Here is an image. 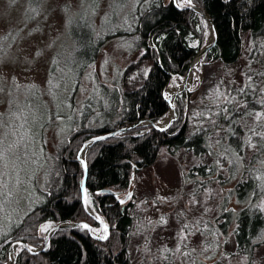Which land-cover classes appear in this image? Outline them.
I'll return each mask as SVG.
<instances>
[{
  "label": "trees",
  "instance_id": "16d2710c",
  "mask_svg": "<svg viewBox=\"0 0 264 264\" xmlns=\"http://www.w3.org/2000/svg\"><path fill=\"white\" fill-rule=\"evenodd\" d=\"M123 1L113 3L111 12L101 21L97 31L94 19L100 0H79V10L68 17L65 29L70 41L67 49L63 47L67 52L56 53L49 70L50 90L33 88L27 94V103L33 107L30 115H25L28 120L23 124L29 130L26 144L14 163H0V171L3 169L11 176L21 167L20 159L32 162L27 177L31 188L24 194L25 185L18 184L21 191L16 193L14 182L8 187L5 179L0 178V221H3L0 264L8 260L13 241L40 246L41 224L86 220L91 226L98 225L81 202L83 169L77 160L80 147L94 136L127 128L142 120L158 122L166 116L170 108L164 90L173 77L185 75L201 48L192 47L189 40L197 38L199 45L204 43L205 29L200 14L178 7L172 0H135L130 11L133 23L121 29L115 9L123 7ZM193 2L211 18L217 33L216 44L204 55L203 64L227 66L238 62L243 54L244 32H249L252 41L261 38L264 46V0ZM28 7V14L37 13L38 0H29ZM44 11L36 19L35 27L40 26L41 18L48 23L55 9ZM113 36L124 42L129 53L143 50L141 59L151 61L142 84L135 89H125L124 71L117 69L108 83L94 80L81 108L74 112L72 94L76 86L96 62L104 43ZM236 91L235 99L223 103L217 117L223 131L215 145L216 154L211 148L208 127L190 131L187 118L190 94L186 92L174 99L176 118L165 131L146 124L124 129L88 147L85 188L94 211L109 227L107 239L96 240L79 227L57 229L44 251L31 254L22 249L15 264H131L128 245L134 222L133 205L130 202L121 204L111 194L98 192L103 189L126 191L133 182L131 174L152 166L162 147L172 154L185 149L197 158L208 153L221 157L227 173L223 184H235L220 206V221L215 227L207 224L205 235L211 236L218 231L226 236L230 231L242 264H253L255 250L264 243V211L261 210L264 209V179L261 178L264 177V139L254 134L264 133V117L249 131V138L252 133L255 135L251 139L256 142V150L247 161L240 120L261 109L264 114V100L258 103L262 94L250 85ZM18 112L22 115L21 109ZM57 118L62 120V137L55 152L48 154L44 135ZM215 174L217 179L223 177L218 164H199L184 174V180ZM231 200L236 209L230 206Z\"/></svg>",
  "mask_w": 264,
  "mask_h": 264
},
{
  "label": "rangeland",
  "instance_id": "374dc122",
  "mask_svg": "<svg viewBox=\"0 0 264 264\" xmlns=\"http://www.w3.org/2000/svg\"><path fill=\"white\" fill-rule=\"evenodd\" d=\"M117 1L100 0L94 19L97 31L101 21L108 17L113 3ZM27 2L29 3V0H0V113L2 112L0 150L6 153L7 160L4 162L10 164L20 156L29 134V130L23 125L28 120L25 115H30L29 112L33 107L32 104L27 103V94L33 88L50 90L49 70L54 55L61 51V53L67 52L64 48L67 49L70 44L65 33L68 17L79 10V0H38L39 11L37 9L35 14L30 12V15ZM134 2L135 0H124V6L115 9L121 29L126 26L125 24L133 23L134 16L130 15V11L132 12ZM175 3L179 7L196 6L193 0L190 4L185 3V0H175ZM53 9L55 14L51 15L48 23L41 18L42 21L38 23L41 29L35 27L34 23L40 13L44 10L46 13L51 12ZM202 23L205 29L204 43L199 45L197 38H191L189 44L194 48L203 47L211 36L206 22L203 20ZM242 42L243 54L238 62L225 66L218 63L203 64L201 60L196 64L188 80L187 90L181 93L190 94L187 112L190 131L208 127L211 130L210 143L214 154L217 152L216 142L220 140L223 131L222 125L217 120L221 113V105L229 99H235L237 88L248 85L252 89H258L262 94L258 103L262 104L261 101L264 100V91H261L264 89V78L259 74L264 70L262 39L252 41L249 32H244ZM142 54L143 50L129 53L128 47L124 46L120 38L113 36L108 39L102 46L96 62L85 72L72 94L74 112L81 108L82 102L92 89L94 80L108 83L117 69L124 71L125 89L138 88L151 66V61L141 59ZM183 79L184 75L173 77L164 90V97H170L168 90L182 85ZM19 109L22 115H19ZM257 113H263V110ZM169 117L170 112L158 123H164ZM245 117L240 120L243 127V135L240 136L246 141L244 152L247 161L256 150V142L251 139L256 134L252 133L249 138V131L254 130L255 124L262 118L257 120L256 113ZM62 132V120L58 118L49 129H46L44 148L48 154L55 152ZM19 162L21 167H18V171L13 172L11 176L3 169L0 173L3 174L2 178L5 179L4 183L8 187L12 182L15 183L13 191L16 193L21 191V186L18 184L25 185L22 186L25 194L31 188L27 177L33 165L32 162H24V159H20ZM211 163L218 164L219 171L223 174L222 178L217 179L215 174L208 178L193 177L184 180V174L192 167ZM223 163L221 157L209 153L197 158L185 149L172 154L169 149L162 147L152 166L133 175V182L129 186L133 195L127 201L133 205L131 215L134 217L128 245L131 264H198L199 261L202 264H242V257L235 249L230 231L226 236L218 231L211 236L205 235L207 224L210 223L215 227L220 221V206L229 189L235 184V182L223 184L222 181L227 178L226 164ZM126 192L127 190L123 191L121 196L123 197ZM87 199L92 213L102 220L94 211L88 194ZM230 206L236 209L232 200ZM76 222H86V220ZM2 223L1 220L0 226ZM59 224L47 222L39 226V229L42 225L51 226L46 232L42 233L39 230L40 237L43 238L42 242L50 229ZM92 231L99 235L103 234V228L99 224L92 226ZM14 242L20 241L16 240L12 243ZM28 246L32 249L40 247ZM22 249L20 246L14 247L15 260ZM3 264H8V260ZM253 264H264V243L255 250Z\"/></svg>",
  "mask_w": 264,
  "mask_h": 264
},
{
  "label": "water",
  "instance_id": "95a60500",
  "mask_svg": "<svg viewBox=\"0 0 264 264\" xmlns=\"http://www.w3.org/2000/svg\"><path fill=\"white\" fill-rule=\"evenodd\" d=\"M172 1L176 5L175 0H172ZM186 8L192 9V10H194L197 13L200 14L202 19L208 25L209 30H210L211 35H212V38L203 47H201L199 49V51L196 53V55L191 60V62L189 64V67H188V70H187V72L184 75V79H183V83L181 85V88L176 93H174L171 97L166 98V101L168 102L169 108H170V117L164 123H161V124L158 123V122H153V121H150V120L147 119V120H142L140 122H136L133 125L127 127V128L118 129V130H115V131H111V132H107V133H103V134L94 136L91 139H89L86 142H84L83 145L81 146L80 150L83 148L84 151L83 152H81L80 150L78 151V153H77V160L78 161H79V158H83L84 159L85 152H86L88 147H90L94 143L102 141V140H95L96 137L103 136V137H105V139H108L110 137L115 136L116 134H118L119 132H121L124 129L135 128V127L143 126V125H146V124L150 125L153 129H156V130H160L161 128L167 129L172 124V122L175 120L176 112H175V109H174V106H173V100L175 99L176 96L181 94L183 91L187 90L188 78H189V74H190L192 68L195 66V64L199 63L203 59L204 55L211 48H213L215 46L216 40H217L216 29L214 27V24H213L211 18L206 13H204L199 7L186 6ZM105 139H103V140H105ZM92 141H94V142H92ZM81 166H82V169H83V178H82V181H81V183L83 182V188L80 187V190H81V202H82L83 208L103 228V225L106 224V223L103 222V224H101L100 221H102V220H97L96 219V217H98V216H96L95 214L92 213V210L90 209L91 207L89 206V203H88V199H87V203H85V197H87V192H86V188H85V182H86V177H87V167L85 168L83 165H81ZM133 175L134 174H131V178H133ZM98 193L111 194L117 200V202H119V203H121L120 201H124V203L129 201L130 197L133 195V192L130 189V187H128L127 192L124 194L123 197L121 196L122 192L114 191L112 189H103V190H100ZM129 194H131V195H129ZM82 224L89 225V229H87V231H88L89 235L92 238H94L96 240H101V239L98 238L99 234L94 233L92 231V226L89 223H87V222L64 223V224L56 225L55 227L51 228L50 231L47 233L46 237L44 238L41 246L39 248H37V249H32L31 248L32 251L30 253L31 254H35V253H39V252L44 251L45 248L48 245L50 237L52 236V234L57 229L67 228V227H78V226H80ZM108 235H109V227H108ZM17 246H20V247H22L25 250L30 248L25 242H21L20 241V242L12 243L11 246L9 247V250H8V264H14V260L15 259H14V256H13V250H14V247H17Z\"/></svg>",
  "mask_w": 264,
  "mask_h": 264
},
{
  "label": "snow or ice",
  "instance_id": "6c2138e0",
  "mask_svg": "<svg viewBox=\"0 0 264 264\" xmlns=\"http://www.w3.org/2000/svg\"><path fill=\"white\" fill-rule=\"evenodd\" d=\"M185 3H188L190 4L191 3V0H185ZM260 75L264 76V73H259ZM251 79V77H250ZM261 91H264V89H261ZM262 117H264V114L262 113H256V118L257 120H260ZM166 129L164 128H161L160 131H165ZM256 135H260L262 139H264V133H254ZM118 135V134H117ZM23 139V138H22ZM105 139V137L103 136H99V137H96L95 140H103ZM94 142V141H92ZM0 144H2V140H0ZM11 150V147L9 148V151ZM81 152L84 151V149L82 148L80 150ZM7 160V156H6V153L4 150H0V162H4ZM79 162L81 165H83L85 168L87 167L85 161L83 158H79ZM2 173H0V178H2ZM262 179H264V177H261ZM81 187L83 188V182L81 183ZM101 195L103 193H100ZM131 195V194H129ZM121 203H124V201H120ZM85 203H87V197H85ZM262 211H264V209H261ZM97 220H100L99 217H96ZM101 224H103V221H100ZM51 226L50 225H42L41 228H40V231L43 233V232H46L48 231V229L50 228ZM80 227L84 228V229H89V225L87 224H82L80 225ZM107 235H108V226L106 224L103 225V234L99 235L98 238L101 239V240H104V239H107ZM29 252L32 251L31 248H28L27 249ZM177 251H179V249H177Z\"/></svg>",
  "mask_w": 264,
  "mask_h": 264
},
{
  "label": "bare ground",
  "instance_id": "6f19581e",
  "mask_svg": "<svg viewBox=\"0 0 264 264\" xmlns=\"http://www.w3.org/2000/svg\"><path fill=\"white\" fill-rule=\"evenodd\" d=\"M210 35H211V32H210ZM211 38H212V35L210 36L209 40H211ZM195 68H196V64H195V66L192 68V70H191V72H190V74H189V78H188V80L191 78V76H192V74H193ZM180 87H181V85H179V87L170 88V89L168 90V92H169V96L171 97L174 93H176V92L180 89Z\"/></svg>",
  "mask_w": 264,
  "mask_h": 264
}]
</instances>
